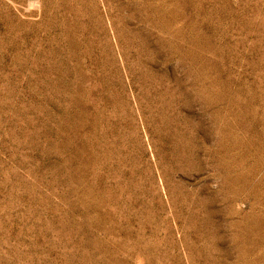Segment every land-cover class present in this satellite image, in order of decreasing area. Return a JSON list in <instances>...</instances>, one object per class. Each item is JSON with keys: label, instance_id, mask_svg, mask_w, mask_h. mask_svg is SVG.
<instances>
[{"label": "rangeland", "instance_id": "rangeland-1", "mask_svg": "<svg viewBox=\"0 0 264 264\" xmlns=\"http://www.w3.org/2000/svg\"><path fill=\"white\" fill-rule=\"evenodd\" d=\"M0 264H264V0H0Z\"/></svg>", "mask_w": 264, "mask_h": 264}]
</instances>
